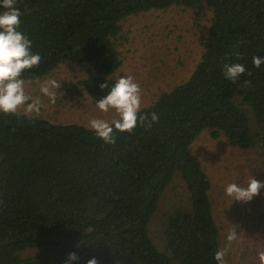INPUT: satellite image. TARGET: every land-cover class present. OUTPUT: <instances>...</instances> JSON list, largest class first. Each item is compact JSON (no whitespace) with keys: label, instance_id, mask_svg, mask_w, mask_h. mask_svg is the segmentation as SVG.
<instances>
[{"label":"trees","instance_id":"obj_1","mask_svg":"<svg viewBox=\"0 0 264 264\" xmlns=\"http://www.w3.org/2000/svg\"><path fill=\"white\" fill-rule=\"evenodd\" d=\"M172 5L197 14L207 7L212 19L190 77L141 108L159 115L150 128L116 131L109 145L84 125L0 113V264H65L71 252L79 257L72 264H217L211 183L191 144L207 129L264 150V64L252 62L264 57V0H17L20 30L42 57L24 79L89 64L92 74L68 92L82 90L96 104L121 65L119 22ZM233 63L246 68L235 82L223 74ZM174 177L182 200L162 219L159 251L148 222ZM27 248L36 254H18Z\"/></svg>","mask_w":264,"mask_h":264},{"label":"rangeland","instance_id":"obj_2","mask_svg":"<svg viewBox=\"0 0 264 264\" xmlns=\"http://www.w3.org/2000/svg\"><path fill=\"white\" fill-rule=\"evenodd\" d=\"M212 19L211 9L199 14L182 6L151 9L131 14L120 23L115 45L120 52L121 65L109 77L118 80L132 76L142 90V105H149L162 92L186 81L200 61L204 38ZM89 64L65 62L49 73L26 81V90L39 96L45 105L38 117L57 124H80L88 127L92 118L108 121L114 112H100L84 92L69 93L70 86L92 74ZM54 79L60 88L54 89L55 103L39 92V84ZM37 116V115H34ZM191 151L200 160L208 176L215 222L219 228V249L227 248L226 264H260L258 252L264 251V188L250 202L232 201L225 188L230 183L246 186L250 177L264 182V150L258 146L241 149L232 146L223 136L213 138L203 130L193 140ZM183 184L178 177L162 193L158 208L148 222V234L157 250H163L161 222L165 213L182 200ZM235 229L237 239L229 242L227 235ZM36 248L18 254L28 257Z\"/></svg>","mask_w":264,"mask_h":264},{"label":"clouds","instance_id":"obj_3","mask_svg":"<svg viewBox=\"0 0 264 264\" xmlns=\"http://www.w3.org/2000/svg\"><path fill=\"white\" fill-rule=\"evenodd\" d=\"M17 0H0V113L11 114L20 118L21 116L31 118L39 115L45 106L39 96L33 95L26 90L24 73L38 67L42 61L39 53H33V41L20 30L22 12L16 6ZM253 66L259 68L264 64V57L254 56ZM246 72L244 65L239 63L224 64L223 74L229 81L235 82L241 74ZM101 89H107V82L100 85ZM60 88L59 82L48 79L39 84V92L49 98L54 104L56 93L54 89ZM142 105V90L140 85L132 76H122L115 81L108 93L97 100L96 108L105 114L114 112L115 117L111 121L102 118H92L88 127L93 130L97 138L106 144L115 145V132L133 133L136 127L150 128L152 124L159 121V115L153 112L150 118L140 115ZM114 126V127H113ZM264 188V182L250 177L246 186L230 183L225 188L227 196L232 201L250 202L260 194ZM237 239L235 229L229 231L227 240L229 242ZM228 249H218L214 259L217 264H226L224 257ZM260 264H264V251L258 252ZM79 259L76 252L67 256L65 264H72ZM87 264H98L95 257L89 259Z\"/></svg>","mask_w":264,"mask_h":264}]
</instances>
